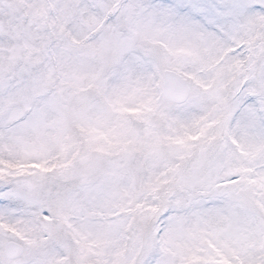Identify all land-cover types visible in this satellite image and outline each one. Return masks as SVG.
I'll list each match as a JSON object with an SVG mask.
<instances>
[{"label": "snow or ice", "instance_id": "obj_1", "mask_svg": "<svg viewBox=\"0 0 264 264\" xmlns=\"http://www.w3.org/2000/svg\"><path fill=\"white\" fill-rule=\"evenodd\" d=\"M0 264H264V0H0Z\"/></svg>", "mask_w": 264, "mask_h": 264}]
</instances>
